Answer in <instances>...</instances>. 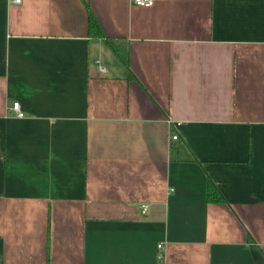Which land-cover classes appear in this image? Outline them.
<instances>
[{"label":"crops","instance_id":"crops-1","mask_svg":"<svg viewBox=\"0 0 264 264\" xmlns=\"http://www.w3.org/2000/svg\"><path fill=\"white\" fill-rule=\"evenodd\" d=\"M159 243L264 264V0H0V264H155Z\"/></svg>","mask_w":264,"mask_h":264},{"label":"trees","instance_id":"trees-1","mask_svg":"<svg viewBox=\"0 0 264 264\" xmlns=\"http://www.w3.org/2000/svg\"><path fill=\"white\" fill-rule=\"evenodd\" d=\"M89 32L95 36L105 39L107 44L114 50V52L120 57L123 65L126 67L129 76L135 77L131 65H130V48L127 41L124 39H115L107 37L97 20L96 16L93 13H90L89 16ZM208 201L210 202H226V197L219 189V187L211 179L208 182Z\"/></svg>","mask_w":264,"mask_h":264},{"label":"built area","instance_id":"built-area-1","mask_svg":"<svg viewBox=\"0 0 264 264\" xmlns=\"http://www.w3.org/2000/svg\"><path fill=\"white\" fill-rule=\"evenodd\" d=\"M15 2H21L22 0H12ZM135 4L137 5H142V6H151L154 4L155 0H132ZM98 67L100 71L105 72L106 71V66H104L101 61L98 59L97 61ZM12 109L16 112V115L19 117L24 116V111L21 109L20 102L16 101L12 105ZM174 139L178 138V135L173 136ZM147 210V205H143V211ZM164 243H159L158 244V252H157V259L155 264H163L164 262Z\"/></svg>","mask_w":264,"mask_h":264}]
</instances>
